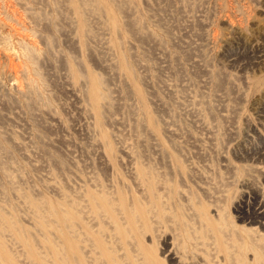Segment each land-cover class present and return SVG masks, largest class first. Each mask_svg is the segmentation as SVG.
<instances>
[{"label": "rangeland", "instance_id": "rangeland-1", "mask_svg": "<svg viewBox=\"0 0 264 264\" xmlns=\"http://www.w3.org/2000/svg\"><path fill=\"white\" fill-rule=\"evenodd\" d=\"M115 1L0 0V219L71 264L62 237L82 224L133 264H239L237 240L250 263V238L264 254L251 216L264 202V0ZM87 76L103 81L101 114ZM137 205L151 213L134 224ZM61 210L83 223L68 232ZM1 230L0 264H36Z\"/></svg>", "mask_w": 264, "mask_h": 264}, {"label": "bare ground", "instance_id": "bare-ground-1", "mask_svg": "<svg viewBox=\"0 0 264 264\" xmlns=\"http://www.w3.org/2000/svg\"><path fill=\"white\" fill-rule=\"evenodd\" d=\"M110 1L112 2L113 5H116L115 0H110ZM84 7L87 8L88 5H85ZM93 7H94L93 9H94L95 13H100L101 9H99L98 5L93 6ZM78 10H79V14L83 15V10H81V9H78ZM85 22L86 21L83 20V23H85ZM30 49L28 50L29 58L32 61H35L36 59H38V57ZM73 73L75 74V76H79L77 69L73 70ZM86 83L88 85H90L92 108L97 109L98 113L101 114L102 101L104 100V97L106 99L108 98V95L106 93L104 94L103 81L100 80L99 78L97 79V77H95V76H89L86 79ZM17 90L22 91L21 88L18 86H17ZM146 172H147V170H145V169L141 170V174L144 176V178H145V175H147V176L149 175L148 174L149 172L148 173H146ZM146 179L149 181L150 189L153 190L154 184H153V182L150 181L151 178L149 179L148 177H146ZM27 199L29 200L30 204H32L33 209L35 210V212L38 213V215L40 217L41 213L43 214V210H41L42 207L39 206L38 200H35L32 198H27ZM89 201H90L91 208L98 215L102 216L103 214H109V215H112L115 219L117 218V215H118L117 208L114 207L112 201L110 200V198L107 195H105V194H102V195L91 194V196H89ZM137 206H138V212H139L140 206L139 205H137ZM121 207H123V206H121ZM123 209H124V207H123ZM247 211H249V210H247ZM127 213L130 216V220L133 221V223L135 224L140 219L145 221V219L149 216L151 211L149 209L145 208V209H142L141 212H139V213H137L136 211H133V210H131V211L128 210ZM57 214H60L62 216L63 222L66 223L65 225L66 226L68 225V227H67L68 232L69 231L71 232L72 230L75 229V227H77L83 223V222L82 223L80 222V220L82 221V219L75 212V210H72V211H62L61 210L60 212H57ZM251 216H253V218L255 219L254 222H258V221L260 222V219L264 217V202H258V204L255 206L254 211L252 212ZM42 217H44V216H42ZM57 217H58V215H57ZM44 220H45V218H44ZM5 226H6V229H8L10 232H12L14 234L16 239H20V241L23 242L30 249L32 259L35 261L36 264H71L70 260L67 258V256H65L63 251H61L58 248V246L54 245L50 240H48L49 243L47 242L48 244L46 245V247L48 248L50 253L48 255L43 256L42 254H40L39 252H36L35 250H33L31 248L30 243L23 236L22 229L19 226L17 227L15 225H9L5 221V218L0 219V234L4 233L5 230L3 231L1 229H3ZM81 228L83 230V232L81 234L82 238L78 237L77 239L74 240V238L71 239L66 234H64V236H63L64 239L62 237V240H63L62 243L64 245L71 246V251H73L74 255L76 256V264H133L132 263L133 259L130 255V252L124 248L114 249L115 247H113V244L115 246L116 242L113 243V240L111 238H110L111 240H107L108 238H106V236H105L106 234H105L104 230L101 232L94 233L90 229H88L84 224H82ZM219 232L223 236V233L221 232V230H219ZM256 238H258V237H256ZM256 238H255V240H254V238L253 239L250 238V244L249 245H250V249L254 252V257H253V260L247 264H264V254L262 251V245L258 243L261 240L259 241ZM86 244H88L86 248H88L90 250L87 257L85 256L84 251H83ZM231 246L232 247H230L229 253H230V258H231L232 262L233 263H239V264L240 263L245 264V263H242V261H241L242 260L241 256H242V251L244 249V245H242V243L237 240ZM0 247L4 248V244L2 243L1 240H0ZM79 247L82 251L81 254H80V251H78ZM116 247H117V245H116ZM240 248H241V251L239 252L238 256L233 254V249H240ZM119 250L125 251V255L123 256L122 254H120ZM6 258H7V261L9 263L15 264V259L11 258L8 253L6 254ZM148 258L151 259L150 257H148ZM150 262L152 263L154 261L152 260ZM154 264H155V262H154Z\"/></svg>", "mask_w": 264, "mask_h": 264}]
</instances>
